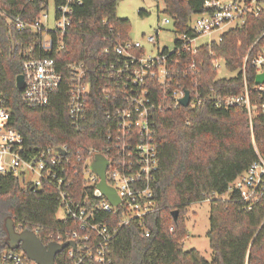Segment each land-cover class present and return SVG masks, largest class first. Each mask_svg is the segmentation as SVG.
<instances>
[{
    "label": "trees",
    "instance_id": "1",
    "mask_svg": "<svg viewBox=\"0 0 264 264\" xmlns=\"http://www.w3.org/2000/svg\"><path fill=\"white\" fill-rule=\"evenodd\" d=\"M118 1L82 0L73 5L72 21L63 39L66 47L50 54L56 57L57 67L63 73L62 84L47 106L28 107L22 101L23 89L17 87V76L24 71L25 59L47 54L37 46L41 36L37 31L31 27L18 29L7 17L19 16L33 23L48 8L49 0H0V104L11 110V123L22 132L28 153L51 144H67L73 152L85 151L105 140L107 107L98 92L92 95L91 113L79 131L67 118L68 65L83 61L93 71L97 61L109 58L104 53L106 46L112 49L115 41L130 38L129 19L116 13ZM162 11L172 19L171 30L178 36L194 35L192 18L210 9L205 7V0H164ZM139 13L145 15L147 11L140 9ZM262 45L264 10L258 16L249 14L244 24L229 28L220 41L201 44L195 55L185 51L170 54L171 61L179 59L172 89L186 88L192 95L197 91L203 101L187 107L168 105L154 112L152 129L159 168L153 189L159 208L146 218L150 235H145L136 221L120 229L110 245L112 264H264V193L248 209L240 192L229 189L231 182L258 158L257 150L264 156V113L256 114L251 124L244 107L216 106L205 99L210 91L216 95L243 92V71L252 88V58ZM215 58L235 74L219 76L213 64ZM192 62H196V73L189 68ZM166 100L174 102L170 95ZM226 192L228 197H221ZM205 199L210 200L207 235L211 262L198 249L184 247L189 234V207ZM60 205L58 192L23 187L15 177L1 174L0 254L11 249L8 217L14 220L17 231H37L45 245L52 241L51 234L72 226L71 220L58 217ZM173 210H178L177 219ZM101 215L106 220L110 217ZM15 250L23 251L21 247ZM65 252L57 255V263ZM82 264L94 263L87 259Z\"/></svg>",
    "mask_w": 264,
    "mask_h": 264
},
{
    "label": "built area",
    "instance_id": "2",
    "mask_svg": "<svg viewBox=\"0 0 264 264\" xmlns=\"http://www.w3.org/2000/svg\"><path fill=\"white\" fill-rule=\"evenodd\" d=\"M54 2L56 16L52 24L48 13H45L48 8L33 23L19 16L7 17L18 29L31 27L37 31L41 35L37 46L47 54L32 55L24 60L22 101L28 107L47 106L51 95L62 84L63 73L57 67L56 57L50 54L54 51L59 53L66 47L63 39L72 21L73 5L82 0ZM205 7L210 11L195 15L190 22L194 35L175 34L171 49L158 47L155 55H148L144 44L129 38L115 41L112 49L106 46L104 53L109 58L97 61L93 71L86 62L69 63L66 113L76 130L81 129L91 113L92 95L98 92L100 98L105 99L108 126L105 140L99 145L73 152L67 144H51L28 153L22 132L11 123V110L0 104V175H11L18 179L21 186L33 190L58 192L60 209L64 212L60 218L73 222L72 226L58 234L50 235L52 241L69 242L61 251H66L65 257L60 263L55 259L54 264H82L87 259L94 264H112L111 241L122 227L132 221L143 227L145 235H150L146 218L159 208L153 189L159 168L152 129L153 114L168 105H182L180 99L185 96L186 89H172L179 59L171 61L169 56L172 52L179 55L183 51L197 54L201 44L196 41L202 34L218 33L214 39L220 41L225 31L244 24L249 14L258 16L264 10V0H205ZM171 20L166 18L163 24H169ZM160 29L165 28L158 26L156 34L147 37L154 45L157 44ZM256 42L249 48L245 61ZM220 60H213L215 68L220 67ZM252 65L255 68L252 88H249V79L243 71V92L216 95L210 91L205 97L216 106L244 107L251 124L256 114L264 113V82L256 83V76L264 73V45L256 51ZM196 66V62L189 66L193 73L197 71ZM168 94L174 98L173 103L167 102ZM190 96L189 106L203 101L197 91ZM97 153L105 155L108 160L105 177L107 184L120 197L116 205L99 191L101 178L91 169ZM257 154L258 158L229 187L240 192L248 209H252L264 193V156L258 150ZM101 214L110 217L106 220ZM70 241H74L75 246ZM28 258L24 251L6 249L0 254V264H38Z\"/></svg>",
    "mask_w": 264,
    "mask_h": 264
},
{
    "label": "rangeland",
    "instance_id": "3",
    "mask_svg": "<svg viewBox=\"0 0 264 264\" xmlns=\"http://www.w3.org/2000/svg\"><path fill=\"white\" fill-rule=\"evenodd\" d=\"M228 1V0H225ZM164 8V0H119L117 4L116 13L119 17L128 18L130 21L129 36L133 41H139L144 44L148 55H155L158 47L164 46L168 48L174 47L175 33L170 31L173 28V22L163 24L164 19L170 17L162 10ZM140 9L147 11V14L141 15ZM49 21L53 23L56 16V5L54 0H49L48 9ZM158 26L165 29H160L158 32L157 44H153L147 40L149 35H155ZM218 33L210 35L202 34L198 37L196 43H210L211 40L215 41ZM219 59V58H218ZM219 76H232L235 72L229 71L222 60H220V67L217 68ZM223 198L228 197V192L221 195ZM210 200L194 202L190 205L188 211V219L186 226L188 229V236L185 238L184 247L186 249L196 248L203 256L209 261H212V251L210 248L208 230L210 226L209 219ZM58 217H63L64 212L59 209L57 212Z\"/></svg>",
    "mask_w": 264,
    "mask_h": 264
},
{
    "label": "water",
    "instance_id": "4",
    "mask_svg": "<svg viewBox=\"0 0 264 264\" xmlns=\"http://www.w3.org/2000/svg\"><path fill=\"white\" fill-rule=\"evenodd\" d=\"M264 82V73L256 76V83ZM17 87L23 89L25 79L23 74H19L16 79ZM191 96L188 89H185V96L180 99L183 106L187 107L190 103ZM108 166V160L105 155L101 153L95 154L91 163V169L96 172L101 180L98 183L99 191L105 194L113 204H118L120 197L117 195L116 190L109 186L106 181L105 172ZM174 218L177 219L178 210H173ZM6 228L8 232V244L11 248H18L25 252L27 257L34 260L38 264H54L56 256L61 252L69 242L59 243L57 241H51L45 245L38 234L32 229H23L17 231L15 228L14 220L11 217L6 219ZM70 244L75 246L74 241H70Z\"/></svg>",
    "mask_w": 264,
    "mask_h": 264
}]
</instances>
